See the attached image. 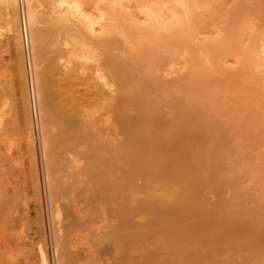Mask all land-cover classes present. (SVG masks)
I'll return each instance as SVG.
<instances>
[{"label":"rangeland","instance_id":"obj_1","mask_svg":"<svg viewBox=\"0 0 264 264\" xmlns=\"http://www.w3.org/2000/svg\"><path fill=\"white\" fill-rule=\"evenodd\" d=\"M80 2L88 15L92 14L96 18L105 12L107 5V0ZM210 2L207 8L197 11L195 26L198 34H195V43L193 41V45L189 46V49L197 51L210 44L217 45L219 50L216 52L217 62L212 69L213 73L210 70L199 71L205 77L202 81L205 90L201 88L200 78L197 81L200 90L196 87L197 83L192 82L194 87L186 83L190 85L187 87L182 80L189 74L192 62L190 51L184 55L171 54V60L166 58L165 62L168 63L157 66L152 73L139 69L140 59H136V64L137 62H133L134 57H131L132 62L126 59L127 55L124 57V53L129 55V51L131 56L137 55L131 45L125 46L123 43L122 47L119 45L120 49L112 52L120 61L124 57L122 61L132 63V69L136 67L132 70L135 71L134 74L137 69L138 73H142L141 85H137V97L143 104V111L141 124L136 130L140 133L138 142L131 135V130L113 128L102 133L103 126L97 125L99 129H95L98 130L97 135L100 134L98 138H104L102 146L107 151L102 153L106 162L104 168H99L95 161V145L99 141L95 142L97 137L94 128L91 129L92 134L91 130L85 132L87 126L85 131L80 127L81 131L87 133L85 135L82 131L85 136L82 138L85 140L79 143L76 150L68 147L75 140L74 137H77L80 128L77 125L79 129L77 128L76 133V127L74 124L70 127L72 121L69 122L64 115H71L69 108L72 98L81 100L85 95L88 96L86 86L89 87L87 80L90 76L86 72L84 76L81 74L83 78L74 72L77 77L73 80V75L69 76L72 73L62 69L61 63L59 65L54 60H49L54 55L49 46L55 41V28L51 32L52 27L48 26V21L40 25L44 36L52 37L51 40L48 39L47 48H44L42 41L34 48L29 42L27 53L33 79L37 69L34 61L37 51L45 50L46 53L47 60L45 56L40 57L44 58L43 70L48 66H59V71L51 76L54 81L51 82L54 97L60 95L53 97L55 104H61L58 113V108L55 109V115L58 114L59 118L56 117L60 122L64 117L61 122L64 126L57 125L60 124L58 122L55 128L56 118L48 129L51 130L49 136L53 146L50 157L54 161L53 169L59 184L57 191L62 190L65 196L61 200H55L58 205L59 202L61 206L63 204L62 209L65 203L73 204L71 207L75 209L74 215L71 212L72 219L66 215L72 209H65L66 214L63 212L65 219L66 216L71 219L66 220L68 223H57L53 219V199L58 192L53 194L48 188L46 172L49 171V163L48 160L44 162L48 156L45 159L43 155V141L47 137L44 128L46 119L43 112H40L43 111V105L38 102L34 87L32 102L38 142L34 144V151H30L32 155L28 152L27 123L19 107L21 83L17 69L21 49L6 20H0V114L3 116L0 118V203L4 199L0 204V264H47V259L52 264H62L66 260L67 264H264V57L261 61V56H264V0ZM131 3L127 4L128 12L126 11L130 15L129 21L133 22L130 24H133L132 27L135 25L133 29L138 38L144 39L147 23L144 22L145 26L142 24L146 19L140 12L142 8L138 10L139 5ZM47 10L52 13L49 8L42 11L47 13ZM94 40L99 44L97 48L102 49L100 52L104 53L100 44L103 38L96 36ZM123 46L129 48L125 49ZM143 50L147 51L148 46ZM255 51L261 54L259 60L249 57ZM121 53L123 56H120ZM257 61L263 62H259L262 65H257ZM207 74L211 75L208 77ZM15 77L19 81L16 82ZM210 77L211 80L216 79L218 84L215 82L216 85L214 83L213 86L214 81ZM161 84H167L166 88L160 87ZM179 84L184 90L177 89ZM167 87L174 88L175 91H170ZM164 89L167 97L173 93V99H177H174V103L178 107L174 108L172 102L171 106L166 104ZM87 90L91 91L89 88ZM187 91H190L187 97L193 94V98L181 97V93L186 96ZM59 111L65 114L59 116ZM129 114L140 115L136 111H130ZM178 116L184 121L180 123ZM41 127L44 128L42 131L45 139ZM51 128L58 134L51 133ZM81 131L79 135L82 134ZM69 136L70 139L67 138ZM78 138L81 141V136ZM85 143V148H80ZM216 149L215 154L213 151ZM65 151L67 155L63 154ZM91 152L93 154L90 156ZM30 155L32 161L34 156L33 162L40 169L37 167L36 175H33L34 163L30 160ZM76 156L82 162H77L78 166L74 168L71 163L75 161L74 164L77 165ZM110 162H120L119 171L108 166ZM101 168L104 172H100ZM106 170L108 173L116 172L115 176L111 172L113 178L110 175L109 178ZM93 173L96 176L97 173L100 174V181ZM104 173L107 176L102 175ZM101 177L108 181L105 187L100 183ZM113 179H116L115 182L123 180L124 186L122 189H112L115 186H111L113 193L110 191V195L108 187ZM96 182L99 183L96 186L105 188V195L108 192L107 197L102 196L103 191H97L99 187L94 186ZM115 182L113 183H118ZM14 185L19 187L17 189L20 192ZM12 193L16 194L15 197ZM76 211L78 217L76 215L74 218ZM240 211L244 213L241 214ZM73 219L81 221V228H77L81 224L75 225ZM68 226H75L76 232L67 230ZM71 228L70 230L75 229ZM85 230L94 232L89 231L90 234ZM87 234L90 235L87 237V241L91 242L89 244L85 239ZM79 237L83 239V243L78 241ZM66 239L68 240L65 241Z\"/></svg>","mask_w":264,"mask_h":264},{"label":"bare ground","instance_id":"obj_2","mask_svg":"<svg viewBox=\"0 0 264 264\" xmlns=\"http://www.w3.org/2000/svg\"><path fill=\"white\" fill-rule=\"evenodd\" d=\"M131 2H136L137 3L136 5H139V6H137L138 10L140 7L142 8V9L140 8L141 9L140 12H142L144 14V20L146 19V21H143V24H142L145 26V24L147 23L146 27H145L144 34L142 33L144 36V39L138 38V36L135 34L134 29H133V28H135V25H134V27H132L133 24L132 25L130 24L133 22L129 21L130 15H128V13H127L128 12L127 11V7H128L127 4H129ZM138 2L139 3L141 2V3L138 4ZM106 3H107V5L105 7V12L102 13L100 15V17L96 18V17H92L91 16L92 14H90V13H89L90 15H88V13H87L88 11H86V9L84 8V6H83L82 2H80V0H0V20L1 19L6 20V23L11 27V29L14 33V38L17 41L16 42L17 46L19 47V49H21V51L19 53L20 54V61L18 64V69H17V76L20 79L15 77L14 80L16 82L20 80L19 83H21V89H20L21 91L19 90L20 94H21V98L19 97L21 99V103H20L19 107H20V113L24 117V119H26V123H27L26 128H27L28 133L26 134V136L29 140V145H28L29 151L28 152L30 154H31V152L34 151V146H35L34 144H37V142H38V138H37L38 133H37V128H36V124H35V117H34L35 112L33 109V102H32L33 92L35 93V91H36V97L38 99V102L43 105V108H42L43 111H40V112H43V116L46 119V122H45V119H43V120L46 123V125L44 124L45 125L44 128H45V135L47 136L45 139V136L43 135V131H42L44 129V128L42 129V127L44 126L43 125L41 127V132H42V135L44 136V139H45V140L42 139V140H44L43 141V149H44L43 155H45V159L48 156V158L44 161V162H47V160H48V163H49L48 164V170L49 171H48V173L46 172L47 178H48V188L50 190H52L53 194L58 192L55 194L54 199H53V203L55 205V211H54L55 217H53V219L55 218L54 220H56L57 223H59V222L61 223L62 221L67 222L70 218H68V216H66L67 219H65L63 217V212H64V214H66L68 210H70V209L73 210V208L71 207V206H73V204L69 205V203H65L64 208H63L64 210H63L62 209L63 204L61 206L60 205L61 203L59 202V205H58V201L55 200V199L59 200V198L61 200L62 199L61 197L65 198V196L62 194V192H61L62 190H60L61 188L59 189L60 191H57V189L59 187L58 186L59 184L57 183L58 179L54 173L55 170L53 169L55 167V166H53L54 161L50 157L52 154L53 146H52V141H51L52 139L49 136V131H51V130L48 129V126L51 125L56 120V118L58 117L57 111L61 107V104L60 105H58V103L55 104V101H53L55 99H53V97H54L53 92H52L53 91L52 90V84L53 83L51 82V80L53 81V79H51L52 78L51 76L54 74V72L59 71V66L56 65L52 68H48V67H51V66H48L45 70H43L42 63H43L44 58L47 60L46 53H45V50H44V52H38L37 51L35 59H34L36 65H37V69L35 71V78L33 79V76L31 74V67L29 64V56L27 53V51H28L27 46H28L29 42H30V46L34 48V47H37L38 43L42 41V42H44V48L45 49L47 48L48 39L51 40L50 38H52V37L48 36V38H47L46 35L44 36L43 30L40 27V25L44 21H48L47 22L48 26L52 27V29H51V27L47 26V28L51 29V32L55 30V36L53 37V39L55 38V41L52 40L53 41V43L51 42L52 46H51V44H50V46L48 45L50 47V51H53V54H54L53 56H50L51 52H49V56L51 57V58H49V60L52 59L55 62H57L56 64H59V65L61 63L60 67H62V69H65L67 72L72 73L69 75L70 77L73 75L71 77L72 79L73 78L76 79L77 76H75V73L80 74V76L83 77L84 73L87 72V74L90 76L87 80L89 87L86 86L87 88H89L91 90V91H88L86 88V93L89 92V93H87L88 96L85 95L84 98L81 97L82 98L81 100L78 98H72L70 100V108H69L71 115L69 114L70 116H68L66 114L64 116H65V118L68 117L69 122L72 121V123H70L71 124L70 127H73V124H74V126L76 127V130H75L76 133L78 132L77 131V128H78L77 125H79V128L80 127H82V129L84 128L83 129L84 131L87 129L85 132H89L88 130H91L94 128L93 131L95 132L94 134L97 137V139L94 137L96 139L95 142L99 141V143L97 145H95L96 149H97L95 151L97 153L94 152V154L95 153L97 154V157H95L96 158L95 161L97 164H99V168L106 164V162L104 161L105 156L103 155L104 157L102 158V153L107 152L105 150V147L102 146L104 144V140H102V139H104V138H102V139H101V137L98 138V136L100 135L99 133H98L99 135H97L98 130L96 131V129H99L98 127H100V125H102L104 128V129H102V133H104L103 131H105V130H108V129L110 130L113 128L121 129L123 131L131 130L132 131L131 135H133V138L135 140H137V142H138V136L140 133H137L136 130H137V127L140 126L141 121H142L141 113L143 111V108H142L143 104H142V102H140L138 100V97H137L138 89L137 88L141 85L142 73L141 74L138 73L139 70L137 69V72H136L137 74L136 73L135 74L138 76H136L134 74L135 71H132V70H135L136 67L132 69V67H131L132 63L129 64V61L132 62L131 57H134L133 62H137V60L140 59V62H139L140 68L139 69L140 70L142 69L141 71L152 73L153 70L156 69L157 66H160L162 63L167 64L168 62H165V60L167 61L166 58H169L171 54L172 55L174 54V56L175 55H184L185 52L188 51V53H189V51H190V54H191L190 56H192V60H191L192 62H191L189 74L187 76H185L184 78L181 77L182 75L180 76L181 78H183L182 80H183L185 86H187L188 84L193 86L192 82H194V84L197 83V81L199 82V80H198L199 78L201 79V81L199 83L202 85L203 84L202 81H204L205 77H204L203 72H202V74H201L202 78H201L199 71H201V70L209 71L210 70L213 73L212 69H214V67H216V62H217V58H216L217 53L216 52L219 51V50H217V45L206 44V46H202V49H199L197 51L191 50V48L189 49V46L194 41L195 34L197 33V28L195 26L197 11L207 8L208 5L211 3L210 0H107ZM213 3H214V1H213ZM46 8L51 9L52 13L50 14V11L48 12V10H47V13H49V14L42 11L43 9H46ZM144 22H145V24H144ZM53 35H54V32H53ZM134 35H136V36H134ZM96 36L103 38V40L101 41L100 44L103 47L104 53L100 52L102 49L100 50L99 48H97V46L99 44H97L94 40V37H96ZM194 43H195V41H194ZM122 44L125 46L131 45V47L134 48V50L137 52V55L133 54L134 56L130 55V54H132V53H130L131 51H129V55H128V53L127 54L124 53V57H125V55H127L128 58L126 56V59L127 60L130 59L128 62L122 61L123 59H125L124 57L120 61V59L117 58L118 56H114L112 54V52L115 49H117V50H118V48L120 49L119 45H121V47H122ZM223 44H224V41H223L222 45ZM191 45H193V44H191ZM125 46H123V48H125V49L129 48V47L127 48ZM147 46H148V50L144 52L143 49ZM51 48H53L54 50H51ZM132 48H130V49L132 50ZM125 49H123V51H125ZM260 52H262V50ZM260 52H259V54L256 53V51H255V53L251 52L252 54L249 57H251L253 59L257 58V60H259L260 59L259 56H261ZM42 56H45V57L43 59H41L40 57H42ZM49 56H47V57H49ZM120 56H123V54L121 53ZM172 57L173 56H171V58ZM262 57H264V56H261V61L263 60ZM120 58H122V57H120ZM171 58H169V60H171ZM259 62L260 61H257V65L260 66V65H262L260 63H263L264 60H263V62H260V63ZM136 64H138V62ZM132 66L134 67L135 64H133ZM263 66H264V64H263ZM241 68H244V67L241 66ZM68 74L69 73H67V75ZM81 74H83V76ZM59 75H61L60 72H59ZM208 75H211V74H207V76ZM214 75H215V73H214ZM212 77H213V75H212ZM16 78L19 80H16ZM67 78H68V76H67ZM71 78L67 79V81L69 82V80ZM59 80H61V79H59ZM182 80L180 83H182ZM210 80H211V77H210ZM212 80H213V78H212ZM215 80H213L214 82L212 81L213 83L211 82L212 85L215 82L217 83V80L216 81ZM62 81H65V79ZM178 82H179V80H178ZM206 82H207V80H206ZM131 83H133V84L131 85ZM186 83H188V84L186 85ZM216 83L214 85H216ZM85 85H87V83ZM137 85H138V87H137ZM166 85L167 84H161L160 87L166 88ZM190 85H188V86H190ZM69 86L71 87L70 84H69ZM203 86L204 85L201 86L202 89L204 88ZM32 87H34L35 91L34 90L32 91V89H33ZM70 87H68V88H70ZM178 87H179V88H177L178 90L182 89V88H180V84ZM193 87H192V89H193ZM196 87L200 90L198 83H197ZM167 88H169V87H167ZM171 89L174 90V88H171ZM171 89H170V91H172ZM187 89H189V88H187ZM92 90L94 91V93H92ZM182 90H184V89H182ZM203 90H205V89H203ZM179 91H181V90H179ZM191 91H193V90H191ZM165 92L166 91L164 89V94H165L164 97H166V98H164V99H166L165 102H166V104H168V105L170 104L169 106H171V102L173 104L175 102L174 99H176V98L173 99V97H172L173 93L171 94V96L167 97ZM188 93H190V91H187L186 92L187 95L185 96L184 93L182 92L181 94H183V96H181V97L186 98L187 96H189ZM20 94H19V96H20ZM64 94H65V91H64ZM174 94H176V93H174ZM191 95L193 96V94H191ZM191 95H190V97H191ZM57 96H60V95H57ZM57 96H55V97H57ZM190 97H187V98H190ZM191 98H193V97H191ZM216 98L218 99V97H216ZM60 99L61 98H59V100ZM66 101H68V100H65V102ZM176 101H177V99H176ZM177 103H179V100ZM17 104H19V103H17ZM176 105L177 104L174 103V108L178 107ZM55 109H57L56 110L57 115H55ZM60 110H62V108ZM63 110H65V109H63ZM0 111H1V109H0ZM130 111H136L140 115L131 116L132 114L131 115L129 114ZM63 114H65V112ZM63 114H61V111H59V116H63ZM2 117H3L2 114H0L1 119H2ZM58 118L56 120L57 122L54 123L55 128H57L56 124L58 122H60L58 120ZM63 118H62V121H63ZM70 118H72V119H70ZM178 120L180 121V123L184 121L183 118H181L180 116H178ZM64 121H65V119H64ZM61 122H60V124L58 123L57 125L64 126L63 123H61ZM64 124H66V123H64ZM80 125H82V126H80ZM97 125H98V127H97ZM85 126H87V128ZM79 130L81 131V128ZM53 131H54V129H52L51 133L55 134L56 132H53ZM93 131L91 130L92 134H93ZM79 132H78V135H79ZM83 132H82V134L79 135V136H81V138H80L81 141H78L79 136L77 135V137H74L75 140H73L72 144H69L70 146H68V147H70L71 150H72V148H73V150H74V148H75V150H76V148L78 149L79 143L82 142V140H85V139H83L85 137V136H83ZM57 134L58 133H56V135ZM86 134L87 133H85V135ZM67 138L70 139L71 137L69 136ZM65 140H63V141L66 142ZM58 142H60V140ZM86 142H87V140H86ZM88 143H87V145H88ZM94 143H93V145H94ZM85 146H86V143L84 146L82 144V146H80V148L81 147L85 148ZM90 146L92 147V143ZM36 152H37V150H36ZM214 152L216 154L217 149H216V151H213V153ZM63 154H66V151ZM92 154H93V152H91L90 156ZM31 155H30V160L32 161ZM60 155H62V154H60ZM76 155H78V154H76ZM82 156H84V155H82ZM63 158L66 159V157H62V159ZM75 158H76L75 159L76 164H77V162H78V164L80 162H82L81 159L79 162V159L77 158V156ZM92 159H93V157L89 161L91 162ZM33 161L35 162L34 156H33ZM33 161H32V163H34ZM89 161H88V164H91V163H89ZM71 162H72V160H71ZM71 162H69V163H71ZM74 163H75V161L72 162L71 164L73 165V167L75 166L74 168H76L78 166V164L75 165ZM115 163L116 162H110V164L108 166H112L113 169L116 168L115 171L117 172V171H119L118 167H119L120 162H117L116 164ZM35 164L36 163H34V165H33L34 172L33 171L32 172L35 173L33 175H36V173H38V170H40L39 167L36 166L37 164L36 165ZM93 164H94V162H93ZM85 166H86V162H85ZM37 167H38V170H37ZM103 168H104V166H103ZM103 168H101L100 172H102L104 170ZM85 169H87V168H85ZM113 169H112V171H113ZM119 169H120V167H119ZM89 170H90V168H89ZM110 173H108L106 170V174H108L109 178L112 177L111 176L112 174L110 175ZM112 173L115 176V173L114 172H112ZM97 174H98V176L100 175L99 173H97ZM106 174L104 173L102 175L107 176ZM94 175H92V176H94ZM98 176L95 175V178L96 177L98 178ZM95 178H93V179H95ZM98 179H96V180H98ZM101 179H102V177H101ZM116 179H118V178H116ZM116 179H113L114 181L109 182V187L107 185V187L109 189V193H110V191L111 192L113 191L112 189H116L117 187L120 189L123 188L124 181L120 179V180H117L118 181V183H117V181L115 182ZM99 181H100V179H99ZM119 181H120V183H119ZM35 182H37V180ZM107 182L105 179H102V181L100 183H102L103 186L105 187ZM113 182L117 183L118 185L114 184ZM96 184H99V183L96 182L94 186H96ZM15 185H14V187H15ZM97 186H96L98 188L97 191L100 190V192H101L105 189V188L102 189L103 188L102 186H101L102 188L99 185H97ZM111 186L112 187L115 186V187L112 188ZM17 188H19V187H17ZM110 188H112V189H110ZM9 189H10V187H9ZM16 189H15V191H16ZM108 189H107V191H108ZM7 190H8V188H7ZM18 191L20 192V190H18ZM103 192H104V194L102 193L103 195L102 194H100V195L107 197L108 192L106 195H105L106 190ZM7 193H9V192H7ZM112 193H110V195ZM18 194H17V196H18ZM14 195H16V194H13V197H15ZM50 195H52V194H50ZM56 195H59V196L57 197ZM110 195H108L107 199H109ZM165 195L167 196V194H165ZM10 196H12V195H10ZM50 198H52V197H50ZM2 201L4 202V199ZM3 202H1L0 204H2ZM67 204L69 207L66 206ZM75 206L76 205H74V207ZM65 209H67V211ZM72 210H70L69 213H67L66 215H69V217H71V215L75 212L74 211L75 209L73 211ZM71 212H72V214H71ZM240 212L242 214L243 211H240ZM76 213H77V211H76ZM76 213H75L74 218H76V215L78 217V213L77 214ZM239 214H236V215H239ZM88 216H90V213ZM72 217H71V219H72ZM63 219H65V220H63ZM77 219H80V218H77ZM73 220L75 221V219H73ZM77 221H75V223H74L75 225H78L79 223L81 224V221L80 222H77ZM72 225H73V223H72ZM81 226H82V224L79 225V227L77 226V228H81ZM71 227L75 228V226H68L69 229H67V230H69L70 232L75 230V231H73V233H75L76 228L72 229ZM70 228L72 230H70ZM61 230H63V229H61ZM79 230H81V229H79ZM89 231H91V230H89ZM89 231L85 230V232H87V233H90ZM80 232L82 233L83 231H80ZM91 232H94V230ZM73 233H71V234H73ZM100 233H101V230H100ZM76 235H77V233H76ZM85 237H86L85 238L86 242H88L87 244L91 243L90 241H87V239H88L87 237H90V235L87 234ZM68 239H66L65 241H67ZM79 240L81 243H83V241H82L83 239H80V237H79L78 241ZM75 241H77V239ZM75 241H73V242L75 243ZM71 244H73L72 241H71ZM84 245H86V244H84ZM70 247H72V246H70ZM61 250L62 249H60V251ZM63 250H64V248H63ZM67 253H66V255H68ZM65 258H66V256H65ZM68 259H71V258H68ZM64 260H66V259H64ZM67 261L68 260L64 261L62 264L66 263ZM47 262H48L47 264H52L51 263L52 261L50 259H47ZM69 263H70V261H69Z\"/></svg>","mask_w":264,"mask_h":264}]
</instances>
